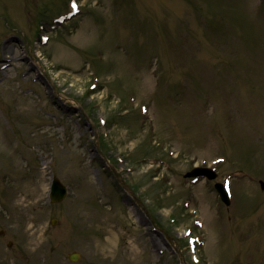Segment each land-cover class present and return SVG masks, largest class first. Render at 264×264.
Instances as JSON below:
<instances>
[{"label":"rangeland","instance_id":"1","mask_svg":"<svg viewBox=\"0 0 264 264\" xmlns=\"http://www.w3.org/2000/svg\"><path fill=\"white\" fill-rule=\"evenodd\" d=\"M68 2L0 0V264H264V0Z\"/></svg>","mask_w":264,"mask_h":264},{"label":"water","instance_id":"2","mask_svg":"<svg viewBox=\"0 0 264 264\" xmlns=\"http://www.w3.org/2000/svg\"><path fill=\"white\" fill-rule=\"evenodd\" d=\"M52 192H51V201L53 203H58L62 200L63 196H64V189L63 187L60 185V183L54 179L53 180V183H52ZM54 224V222H53ZM68 258L71 260V261H76L77 260V255L75 254H72V255H69Z\"/></svg>","mask_w":264,"mask_h":264},{"label":"bare ground","instance_id":"3","mask_svg":"<svg viewBox=\"0 0 264 264\" xmlns=\"http://www.w3.org/2000/svg\"><path fill=\"white\" fill-rule=\"evenodd\" d=\"M81 29V28H80ZM78 31H80V30H78ZM78 35V34H77Z\"/></svg>","mask_w":264,"mask_h":264}]
</instances>
